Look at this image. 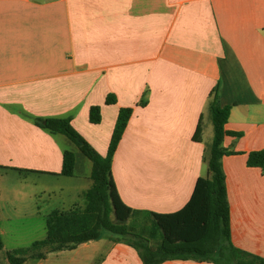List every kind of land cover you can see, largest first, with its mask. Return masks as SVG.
Returning <instances> with one entry per match:
<instances>
[{"label": "crops", "instance_id": "crops-1", "mask_svg": "<svg viewBox=\"0 0 264 264\" xmlns=\"http://www.w3.org/2000/svg\"><path fill=\"white\" fill-rule=\"evenodd\" d=\"M216 87L221 107H231L226 130L241 134L223 142L235 152L222 158L232 242L264 258V174L247 164L264 151V0H0V173L39 180L40 194L56 179V210L84 205L92 162L76 155L74 174L60 175L64 151L74 149L35 118L70 117L105 156L119 110L133 108L112 162L118 193L133 209L170 214L207 175ZM109 95L116 103L106 104ZM3 218L0 207V236ZM23 264L144 263L104 236Z\"/></svg>", "mask_w": 264, "mask_h": 264}, {"label": "trees", "instance_id": "trees-1", "mask_svg": "<svg viewBox=\"0 0 264 264\" xmlns=\"http://www.w3.org/2000/svg\"><path fill=\"white\" fill-rule=\"evenodd\" d=\"M116 103L114 95L106 104ZM213 125V138L204 154L207 175L195 185L191 199L181 210L160 214L133 209L118 193L112 175V162L120 141L133 114V108H121L105 156L100 155L72 126L70 117L35 118V124L53 135L62 134L76 143L92 162V187L84 194V205L68 210L53 211L47 218L46 237L35 241L30 248L7 252L10 264H23L29 259H41L47 253L72 250L77 246L102 239L105 235L134 248L144 264H162L170 260H193L211 264H264V258L237 248L231 238L230 204L226 177L222 166L225 155L235 154L223 147L228 132L225 125L231 107H221L218 88L208 101ZM101 108L90 109L92 124L101 122ZM201 119L195 141H200ZM247 164L258 167L264 174V151H253ZM76 154L64 151L60 175L72 176ZM24 172L27 170H18ZM3 245L0 241V249Z\"/></svg>", "mask_w": 264, "mask_h": 264}, {"label": "rangeland", "instance_id": "rangeland-1", "mask_svg": "<svg viewBox=\"0 0 264 264\" xmlns=\"http://www.w3.org/2000/svg\"><path fill=\"white\" fill-rule=\"evenodd\" d=\"M68 140L69 147L74 149L77 157L81 156L90 162L82 155L78 145ZM46 180L49 185L46 189L50 192L40 194L42 184L39 180H24L16 174L0 173V207L4 217L3 227L7 229V234L0 236L3 245L0 264L6 263L7 252L30 248L35 241L46 237L47 218L62 205L59 194L61 184L56 179Z\"/></svg>", "mask_w": 264, "mask_h": 264}, {"label": "built area", "instance_id": "built-area-1", "mask_svg": "<svg viewBox=\"0 0 264 264\" xmlns=\"http://www.w3.org/2000/svg\"><path fill=\"white\" fill-rule=\"evenodd\" d=\"M26 1H40V0H26Z\"/></svg>", "mask_w": 264, "mask_h": 264}]
</instances>
